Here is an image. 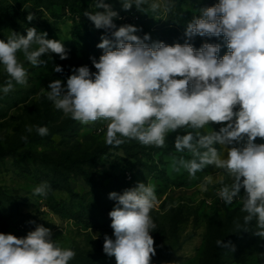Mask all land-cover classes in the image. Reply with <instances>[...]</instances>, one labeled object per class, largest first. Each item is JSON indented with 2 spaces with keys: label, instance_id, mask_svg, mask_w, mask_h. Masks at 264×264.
<instances>
[{
  "label": "clouds",
  "instance_id": "clouds-1",
  "mask_svg": "<svg viewBox=\"0 0 264 264\" xmlns=\"http://www.w3.org/2000/svg\"><path fill=\"white\" fill-rule=\"evenodd\" d=\"M121 3L124 10L133 5L140 10L148 0ZM161 7L150 4L154 12ZM172 7L171 0L163 4L164 12ZM95 8L103 11H85L84 16L112 36L101 37L97 47L103 54L98 60L90 57L96 71L86 65L73 68L66 85L60 79L49 83L47 99L81 124L106 121L109 146L136 140L143 146L164 147L169 134L186 130L175 136L174 147L191 158L174 161L173 170L183 169L192 179L209 166L222 170L231 183L217 190L218 197L227 205L239 198L244 224L255 220L254 234L264 238V143L254 142L264 139V0H218L201 8L186 26L185 43L173 45L148 43L150 35H136L141 29L130 24L117 27L114 19L119 14L104 0H96ZM33 19L29 13L27 20ZM221 35L228 49L222 58L220 44L203 43L197 50L188 42L195 36ZM46 37V32L31 27L26 36L12 32L7 40L0 39V65L10 77L0 89L4 94L13 90V81L27 84L28 72L18 52L34 67L46 64L41 57L49 52L61 60L69 58L60 40ZM53 71L61 73L63 68L57 65ZM212 124L221 126L204 131ZM26 131L31 133L33 127ZM35 131L41 137L49 133L47 126H35ZM21 139L26 142L27 136ZM211 182L207 176L198 186L207 191ZM49 189L45 181L33 193L46 197ZM109 199L116 201L109 212L115 238L105 235L103 252L115 257L116 264H152L155 187L140 182L122 194L111 192ZM216 244L234 250L230 241ZM75 255L53 241L51 230L43 225L21 238L0 233V264H70Z\"/></svg>",
  "mask_w": 264,
  "mask_h": 264
},
{
  "label": "rangeland",
  "instance_id": "rangeland-1",
  "mask_svg": "<svg viewBox=\"0 0 264 264\" xmlns=\"http://www.w3.org/2000/svg\"><path fill=\"white\" fill-rule=\"evenodd\" d=\"M53 1L51 6L47 0H0V39L7 40L12 32L23 35V31L35 27L42 33L54 34L69 57L61 60L49 52L41 57L46 64L34 67L18 52V59L28 72L27 84L13 81L14 88L8 94L0 90V152L16 153H0V233L21 238L43 225L51 230L53 241L60 247L75 251L70 264H116L115 257L103 252L105 235L115 238L109 212L116 201L109 199V194H122L143 182L152 184L157 196L151 213L157 225L151 233L156 249L152 264H264V238L254 234L255 220L245 225L242 201L237 198L227 205L217 195L220 187L231 183L226 173L209 166L192 179L183 169L173 170L174 161L191 158L189 153L177 152L174 147L175 136L186 130L169 134L164 147L143 146L136 140L109 146L105 143L106 121L84 125L55 109L46 96L49 83L60 79L66 85L72 69L80 66L86 65L95 72L90 57L98 60L103 53L90 51L93 37L110 38L111 34L96 29L83 14L103 11L95 8L96 0H89L87 7L69 10L64 5L72 0ZM202 1L171 0L173 7L164 12L166 0H148L140 10L135 5L124 10L121 0H104L119 14L114 19L117 27L136 26L141 31L135 34H149L150 43L156 39L155 30L171 18L181 20L182 12L188 13L185 23L191 22L204 8L198 6ZM152 2L161 3L162 7L154 12L150 8ZM10 9H14L13 15ZM128 11L135 15L126 18ZM29 13L35 16L31 22L27 20ZM57 65L63 68L61 73L53 71ZM9 78L0 65V89ZM28 126L33 127L31 133L26 131ZM35 126H47L48 135H38ZM220 126L212 124L204 131H218ZM22 136H27L26 142ZM261 143L264 139L257 144ZM35 155H44L52 162L84 159L81 166L91 173L96 186L91 188L79 172L59 166L70 177L73 191L83 198L71 196L58 184L53 187L52 182L59 178L52 164L47 165ZM221 155H226L222 149ZM207 176L212 177V182L207 191H201L198 185ZM45 181L50 186L47 196L34 195V188ZM9 197H15L17 204ZM86 214L96 218L85 221ZM217 240L230 241L234 250L219 248Z\"/></svg>",
  "mask_w": 264,
  "mask_h": 264
},
{
  "label": "trees",
  "instance_id": "trees-1",
  "mask_svg": "<svg viewBox=\"0 0 264 264\" xmlns=\"http://www.w3.org/2000/svg\"><path fill=\"white\" fill-rule=\"evenodd\" d=\"M88 1L89 0H72L70 3L64 5V7H66L67 10L76 9L79 6L87 7ZM47 3H48L47 5H51V6H53L55 4V2L53 0H47ZM214 5H215L214 0H203L201 3L198 4V6L204 7V8L214 6ZM13 11H14V9H10V14L13 15L14 14ZM128 12H132V11H128ZM182 17L183 18L181 20H177V19L173 20V18H171V19H169V21L166 25L155 30V34H156L155 41H162L168 45H173L175 43H181V44L185 43V41L188 39L185 36V31H186V26H187V24L185 22H186V18L188 17V13L182 12ZM37 32L42 33L41 31H37ZM45 32L47 33V37H46L47 39H56L54 34L50 35L48 31H45ZM26 34H27V31H23V35L26 36ZM109 39H112V36ZM93 41L94 42L90 47V51L103 53V50L97 47V45L101 42V39L93 37ZM188 42L191 43L193 45V47L196 48L197 50L202 46L203 43L220 44L221 45V51L218 53V56L221 58L228 51V49L226 47V43H225L222 35L220 37L195 36L191 40H188ZM148 43H150V42H148ZM262 141H263V139L257 138L256 141H254V142L260 143ZM0 153L1 154H8V155H16V153L12 150L1 151ZM35 157H37L42 162L47 163V165L52 164L51 166L53 167L55 174H57L56 176L59 178V181L55 180L52 182V186L54 187V186H57V184H58L62 188H66V190L71 194V196L83 198V196H81L79 193H75L73 191V189L70 186V182H69L70 177H68L64 173V171L59 168V166H62L63 168L66 167V168L70 169L72 172H73V170L79 172L80 174H82L85 181L90 185L91 188H94L96 186V181L92 177L91 173L81 166V162H83L84 159H77V160H73V161L59 160L57 162H52L49 159H47L44 155H35ZM9 199L13 203L17 204L15 197H9ZM0 216H1V211H0ZM94 218H96L95 215H93V214L87 215L86 214L83 217V220L91 222ZM219 255H220V251L218 250V252L216 254V262L219 260Z\"/></svg>",
  "mask_w": 264,
  "mask_h": 264
},
{
  "label": "built area",
  "instance_id": "built-area-1",
  "mask_svg": "<svg viewBox=\"0 0 264 264\" xmlns=\"http://www.w3.org/2000/svg\"><path fill=\"white\" fill-rule=\"evenodd\" d=\"M134 15H135L134 12H128V13L125 14V17L126 18H130V17H132Z\"/></svg>",
  "mask_w": 264,
  "mask_h": 264
}]
</instances>
